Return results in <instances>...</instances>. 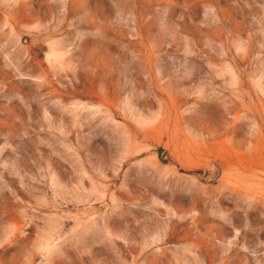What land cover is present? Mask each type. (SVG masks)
Masks as SVG:
<instances>
[{
  "label": "rangeland",
  "instance_id": "374dc122",
  "mask_svg": "<svg viewBox=\"0 0 264 264\" xmlns=\"http://www.w3.org/2000/svg\"><path fill=\"white\" fill-rule=\"evenodd\" d=\"M0 264H264V0H0Z\"/></svg>",
  "mask_w": 264,
  "mask_h": 264
}]
</instances>
